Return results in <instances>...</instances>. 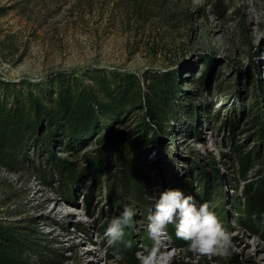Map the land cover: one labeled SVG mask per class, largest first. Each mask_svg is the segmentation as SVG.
<instances>
[{
  "label": "rangeland",
  "instance_id": "obj_1",
  "mask_svg": "<svg viewBox=\"0 0 264 264\" xmlns=\"http://www.w3.org/2000/svg\"><path fill=\"white\" fill-rule=\"evenodd\" d=\"M211 1L0 0V77L20 87L45 89L56 71L82 77L92 67L179 72L176 116L130 154L142 175L134 194L121 186L119 160L93 139L78 151L56 144L51 150L55 159L83 168L69 197L55 173L49 185L25 166L0 164V216H33L50 244L65 249L63 264H122L114 262L104 233L125 205L135 215L125 230L132 248L122 250L140 260L153 246L147 218L168 188L198 204L205 196L232 239L227 255L201 256L186 250L169 225L174 236L167 232L161 246L175 251L172 264H264V218L253 200L264 189V140L250 122L264 97V0H222L220 12ZM38 77L45 79L34 82ZM140 114L126 113L112 127L135 131ZM245 152L250 156L242 162ZM27 154L45 167L47 153ZM100 156L92 173L88 159Z\"/></svg>",
  "mask_w": 264,
  "mask_h": 264
},
{
  "label": "trees",
  "instance_id": "obj_2",
  "mask_svg": "<svg viewBox=\"0 0 264 264\" xmlns=\"http://www.w3.org/2000/svg\"><path fill=\"white\" fill-rule=\"evenodd\" d=\"M221 2L212 0L209 4L220 12ZM178 76L175 69L145 70L138 74L92 67L82 77L56 71L45 82L48 84L45 89L20 87V82L0 77V164L11 170L25 166L36 171L43 184L51 185V178L57 174L59 187L69 197V186L75 184L83 168L55 159L51 150L56 144L68 151H78L82 143L93 139L105 153L119 160L121 186L134 194L142 175L130 154L151 142L157 130L176 116L175 102L181 90ZM255 107L250 116L251 126L264 140V111L257 114L264 110L263 95ZM135 111H141L135 131L112 127L122 122L126 113ZM31 148L47 153L45 167L30 160L27 153ZM249 156L245 152L242 162ZM99 158L88 159L92 161V173L98 172L103 157ZM105 189L111 190L108 186ZM86 192L87 198L88 189ZM205 200L203 196L199 203ZM253 200L256 213L264 218V189L257 191ZM248 224L244 227L252 228ZM167 232L174 233L170 228ZM67 258L64 248L50 244L47 232L37 227L33 216L28 219L0 216V264H63ZM121 262L140 264L134 251L125 253Z\"/></svg>",
  "mask_w": 264,
  "mask_h": 264
},
{
  "label": "clouds",
  "instance_id": "obj_3",
  "mask_svg": "<svg viewBox=\"0 0 264 264\" xmlns=\"http://www.w3.org/2000/svg\"><path fill=\"white\" fill-rule=\"evenodd\" d=\"M38 77L34 82H42ZM135 209L125 205L119 215L109 221L104 236L114 262L124 259L122 249L130 250L132 241L126 239V229L133 226ZM148 236L153 246L140 254V264H172L175 251L162 250L161 242L167 228L174 225L175 235L187 243L188 251L201 256H225L232 246L231 235L208 202L197 203L192 195L179 188L160 191L154 211L148 216Z\"/></svg>",
  "mask_w": 264,
  "mask_h": 264
}]
</instances>
